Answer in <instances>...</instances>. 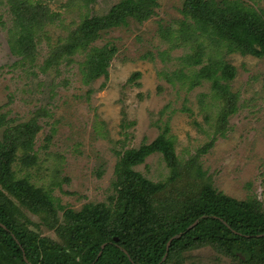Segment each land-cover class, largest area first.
<instances>
[{"label": "rangeland", "instance_id": "rangeland-1", "mask_svg": "<svg viewBox=\"0 0 264 264\" xmlns=\"http://www.w3.org/2000/svg\"><path fill=\"white\" fill-rule=\"evenodd\" d=\"M28 1L33 18L49 19L34 40L31 62L11 53L8 37L16 31V18L11 4L0 1V140L9 142L8 131L16 135L26 129L31 134L39 166L27 175L36 187L57 182L50 191L55 204L79 210L87 203H108L114 194L119 155L150 144L168 123L179 160L174 176L158 152L134 167L152 183L163 185L156 200L170 199V206L177 207L180 200L196 197L204 183L210 182L228 197L254 199L264 208V57L228 53L205 44L201 64H182L186 56L193 63L191 44L181 41L176 45L163 36L178 29L185 0H157L154 13L143 22L130 19L117 29H104L88 45L109 43L116 51L107 77L85 84L79 66L86 51L68 55L70 64L63 59L46 69L44 62L51 59L50 48L62 46L84 16L107 14L121 0ZM244 1L264 13V0ZM210 56L223 59L234 70V76L219 81L225 91H213L211 81L203 79L188 89L187 81L181 83L174 77L197 72L209 63ZM136 72L140 76L133 79ZM223 102L230 107L219 115ZM16 164L13 169L23 176ZM21 210L34 223L30 230L57 240L39 216ZM62 214L58 210L60 223ZM166 256L158 264H175L164 263ZM177 264L235 261L203 246L186 251Z\"/></svg>", "mask_w": 264, "mask_h": 264}, {"label": "trees", "instance_id": "trees-1", "mask_svg": "<svg viewBox=\"0 0 264 264\" xmlns=\"http://www.w3.org/2000/svg\"><path fill=\"white\" fill-rule=\"evenodd\" d=\"M156 1L121 0L107 14L84 16L68 32L62 46L50 48L51 59L44 62L46 69L57 66L63 59L70 64L68 55L86 51L79 66L83 82L88 84L100 76L106 78L116 48L109 43L102 47L88 45L104 29H117L130 19L143 22L154 13ZM7 2L16 18V31L8 37L11 53L22 56L20 61L31 62L34 40L49 19L43 20L39 15L33 18L35 13L28 0ZM180 12L183 20L178 29L163 37L176 45L181 41L191 44L193 63L187 62L192 57L186 56L182 64H201L205 44L225 48L228 53L264 57V13L252 4L244 0H185ZM207 60L209 63L197 72L174 77L180 78L181 83L187 81L188 89L203 79L211 81L213 91H225L219 81L234 76L233 68L221 58L210 56ZM160 75L172 81L166 73ZM139 76L136 72L133 79ZM228 107L230 103L223 102L219 115ZM2 122L0 116V125ZM168 133L165 123L150 144L119 155L114 167V194L108 197V203H87L72 210L55 204L50 193L55 180L47 188L36 187L27 175L31 168L39 166L31 134L26 129L16 135L8 131L9 142L0 140V264H158L165 254L164 263L177 264L186 251L203 246L234 260L235 264H264V208L260 202L233 199L207 182L196 197L191 195L180 200L177 207L170 206V199L156 200L163 185L152 183L134 170L147 156L158 152L174 176L179 160L174 153L175 138ZM15 164L19 172L25 173L23 176L13 169ZM22 208L39 216L45 227L54 230L57 240L30 230L34 223ZM60 209L62 223L58 217Z\"/></svg>", "mask_w": 264, "mask_h": 264}, {"label": "water", "instance_id": "water-1", "mask_svg": "<svg viewBox=\"0 0 264 264\" xmlns=\"http://www.w3.org/2000/svg\"><path fill=\"white\" fill-rule=\"evenodd\" d=\"M195 223H196V222H194L190 227H192ZM167 245H168V244H167ZM102 247H104V245H102ZM166 248H168V246H167ZM165 255H166V254H165Z\"/></svg>", "mask_w": 264, "mask_h": 264}]
</instances>
